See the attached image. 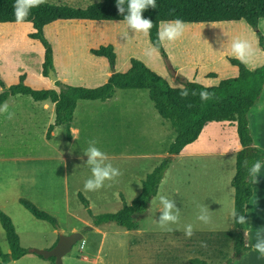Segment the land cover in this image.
<instances>
[{
	"label": "rangeland",
	"instance_id": "obj_1",
	"mask_svg": "<svg viewBox=\"0 0 264 264\" xmlns=\"http://www.w3.org/2000/svg\"><path fill=\"white\" fill-rule=\"evenodd\" d=\"M100 1L47 0L73 7H86ZM184 24V35L175 42H166L163 50L154 46L149 35L131 32L125 21L56 20L48 24L44 32L54 51L55 75L77 86L103 84L113 70H128L132 57L143 60L173 86H181L185 81L216 85L220 79L238 73V67L229 60L233 57L231 41L237 38L248 40L255 49L250 68L264 65V18L257 26L244 20ZM32 31V22H0V78L6 87L18 83L24 75L27 85L37 89L49 88L52 77L43 74L45 48L40 40L30 36ZM108 44L115 49V68L110 66L105 56L91 52L92 48ZM153 47L156 48L155 56L149 59L144 54L145 49ZM210 73L217 76H208ZM2 90L0 86V92ZM253 117L251 114L252 121ZM237 143L236 124L209 122L195 145L202 149L228 150ZM122 148L125 152L124 148L128 146ZM43 153L48 155V145L42 146ZM86 161L64 158L62 154L58 158L33 161L0 159V210L12 218L21 245L33 253L7 264H56L55 257L46 258L33 252V249L53 248L56 245L51 247L54 240L58 242L61 234H70L73 226L78 227L85 237L63 257V264H190V258L203 259L210 264H230L235 251L231 225L224 224L226 236L219 239L205 225L196 227L192 236L196 241L191 240L180 231L179 223L169 225L177 229L172 232L160 227L158 220L162 213L154 199L151 200L152 212L136 218L139 223L137 229L129 230L110 221L99 225L105 235L93 229L83 232L86 226L94 225L97 215L117 212L125 202L131 204L141 191L144 179L134 169L133 159H109L108 162L119 168L122 175L115 181H106L98 191L85 192L84 183L91 177ZM178 185L169 179L165 186L168 188V199H174L175 203L178 202V195L175 193L173 196V191ZM77 190L82 191L90 207H86ZM21 197L54 216L57 224L36 218L20 203ZM202 243L206 247H202ZM0 244L4 252L11 251L1 222Z\"/></svg>",
	"mask_w": 264,
	"mask_h": 264
},
{
	"label": "trees",
	"instance_id": "obj_2",
	"mask_svg": "<svg viewBox=\"0 0 264 264\" xmlns=\"http://www.w3.org/2000/svg\"><path fill=\"white\" fill-rule=\"evenodd\" d=\"M16 0H0V22H15L14 4ZM156 9H147L143 12L145 19H151L153 28L150 30V40L157 48L163 50V46L157 44V31L161 21H174L180 19L183 22H221L244 20L257 26L261 18H264V0H156ZM117 0H102L91 3L86 7H73L69 4H55L47 2L38 8H33L26 22H32L34 31L30 36L38 39L44 45L43 74L48 76L50 68H53V48L45 36V26L56 20L86 19L93 21H124L117 9ZM127 8V0L125 3ZM263 42V40L261 41ZM264 47V43H263ZM91 52L97 56H105L112 68L116 64V53L112 44L101 45L92 48ZM233 65L238 67V73L220 79L216 85L206 86L197 81H185L184 88L189 92L187 97L180 95V86H173L158 72L150 68L143 60L132 57L130 68L126 71H112L108 79L95 87L77 86L58 79L55 88H33L25 83V76L21 75L18 83L6 87L0 78V105L10 96L25 93L30 94L35 100L51 99L55 103L56 119L48 129L47 137L50 138L53 128L64 124L67 126L68 138L72 137L71 125L73 113L80 99L108 100L115 88H146L154 101L159 113L169 118L177 135L169 148V156L165 157L142 182L141 192L134 198L131 204L124 203L123 207L114 213L97 215L94 225L114 221L119 226L132 230L139 227L134 214L141 216L149 209L152 198L157 194L159 185L177 154L183 153L185 147L196 141L205 125L212 121L235 122L239 141L243 151L237 152L236 173L232 179L235 188V209L238 214L247 215L249 201L253 195V186L245 182L247 169L244 160L248 159L249 166L256 161H264V152L254 144L251 133L248 113L258 100L264 87V65L257 68L246 67L239 60L229 57ZM208 76L216 77V73ZM207 90L212 98L201 101L198 93ZM195 91L197 95H192ZM252 146H255L254 148ZM86 207H90L88 199L79 193ZM20 203L36 218L47 220L54 225L57 219L39 208L31 200L21 197ZM0 222L6 232L10 246V252H4L0 244V264H7L17 260L31 252L29 248L21 245L20 236L12 218L0 210ZM238 232L235 237L234 255L230 263L240 258L252 246H244V225L237 224ZM88 225L83 232L91 230ZM191 264H210L206 260L193 258Z\"/></svg>",
	"mask_w": 264,
	"mask_h": 264
},
{
	"label": "crops",
	"instance_id": "obj_3",
	"mask_svg": "<svg viewBox=\"0 0 264 264\" xmlns=\"http://www.w3.org/2000/svg\"><path fill=\"white\" fill-rule=\"evenodd\" d=\"M57 77L59 79V76ZM55 82L50 79L49 88L59 90ZM6 101L9 105L8 112L0 113V159L33 161L58 158L62 154L64 158L81 160L80 157L83 155V150L88 148L89 141L95 140L97 141L95 146L107 153L110 159H133L134 169L145 179L165 157L169 156L170 145L177 135L171 120L159 113L146 88H115L113 96L108 100H78L73 113L70 139L67 126L64 124L55 126L50 138L47 137L50 125L56 119L55 103L51 99L35 100L30 94L18 93L10 96ZM9 113L13 114L11 119L7 118ZM251 114L254 116L253 121ZM248 118L254 144L264 152V87L250 109ZM212 122L236 124L230 121ZM73 134L77 139L73 138ZM199 138L188 144L183 153L175 156L159 185L157 194L152 199L157 201V207L160 209L162 207L160 196H168L166 194L168 188H165L167 180L176 181L179 185L174 188L173 196L175 193L178 195L176 203L177 208L180 209L178 223L181 225L180 231L183 235L184 227L191 224L194 227V235L196 227L205 225L210 233H215L216 239L225 238L226 231L223 227L224 224H229L231 241H233L238 227L232 217L235 209V188L232 179L236 173L237 158V152L232 149L241 143L239 141L228 150L202 149L195 145ZM43 145L49 146L48 155L42 154ZM127 146L128 148H124L125 152H122V147ZM234 155L232 163H227ZM87 159V156L83 157V160ZM140 178L141 176L138 177ZM258 180L259 183L252 184L253 195L246 215L248 221L246 232L251 246L257 242L258 231L264 236V166L261 168ZM78 192L82 193L81 190ZM202 207L209 209L208 214L211 217L209 223L197 219ZM134 217L138 219L141 215L134 214ZM90 226L93 230L106 234L100 229L101 226ZM75 231L81 230L76 226L70 228V233ZM190 239L196 241L195 237ZM54 241L51 247L57 243L56 240ZM183 242L186 243V239ZM99 251L100 248L96 257ZM31 254L33 253H28L12 262H18ZM258 256L259 253L251 249L230 264H264V259ZM191 259L193 258L189 259L190 264Z\"/></svg>",
	"mask_w": 264,
	"mask_h": 264
},
{
	"label": "clouds",
	"instance_id": "obj_4",
	"mask_svg": "<svg viewBox=\"0 0 264 264\" xmlns=\"http://www.w3.org/2000/svg\"><path fill=\"white\" fill-rule=\"evenodd\" d=\"M47 3V0H16L14 8L15 22L20 24L27 21V17L31 14L33 8H38L39 6ZM126 0H117V9L121 15H124V21L128 29L135 34H143L145 36L150 34V30L153 28V22L151 19H145L143 17V12L149 8L156 9L157 3L156 0H127V8H125ZM185 31V24L182 20L176 19L174 21H161L160 27L157 31V44L164 46L165 43H172L179 40ZM127 35V34H126ZM230 51L233 58L239 60L246 67H251V58L255 54V49L251 42L246 39H234L230 44ZM156 48L145 49V56L149 59L154 58ZM180 95L182 97H187L189 92L183 86H180ZM192 95H197L195 91L192 92ZM201 101H207L212 98V94L207 90L201 91L198 93ZM8 102L5 101L0 105V113L8 112ZM12 113H9L7 118H12ZM73 138L77 139V136L73 134ZM97 141H89V146L87 149L83 150V155L80 157L83 160L84 156H87L86 165L90 168L91 177L87 179L84 183V191H98L105 186L106 181H115L119 176L122 175V172L119 168L114 167L109 161V156L107 153L101 151L97 148ZM253 148L255 146H252ZM235 153L238 151H243V146L239 145L236 148H233ZM235 155L232 159L227 161L231 164ZM264 162L261 160L254 161L251 166H249L248 159L244 160V167L247 169V175L245 177V182L248 184H257L259 183L258 176L261 171ZM160 204L162 207L159 209L161 215L159 217L158 223L162 229L168 232L175 231L177 229L171 228L169 225L177 224L179 222V212L180 209L177 208L174 200H170L165 196H160ZM148 213L152 212V206L149 209L144 210ZM208 207H202L200 214L197 219L209 223L211 217L208 214ZM232 217L235 223L244 225L248 223L246 216L244 214H238L233 211ZM184 235L186 238H191L194 235L193 225L188 224L183 229ZM202 247H206V244L202 243ZM244 246L249 247V238L248 233H244ZM252 249L255 252L259 253L258 258L264 259V236H261V233L257 232V242L252 245Z\"/></svg>",
	"mask_w": 264,
	"mask_h": 264
},
{
	"label": "water",
	"instance_id": "obj_5",
	"mask_svg": "<svg viewBox=\"0 0 264 264\" xmlns=\"http://www.w3.org/2000/svg\"><path fill=\"white\" fill-rule=\"evenodd\" d=\"M49 75L53 81H57L58 77L55 75L53 68H50ZM84 234L81 231H75L70 234H61L56 245L51 249H33L36 254L42 255L46 258L55 257L56 264H63V257L69 253L73 246L82 240Z\"/></svg>",
	"mask_w": 264,
	"mask_h": 264
}]
</instances>
